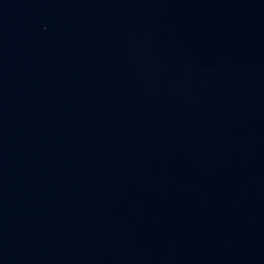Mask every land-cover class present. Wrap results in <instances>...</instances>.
<instances>
[{
	"label": "water",
	"instance_id": "obj_1",
	"mask_svg": "<svg viewBox=\"0 0 264 264\" xmlns=\"http://www.w3.org/2000/svg\"><path fill=\"white\" fill-rule=\"evenodd\" d=\"M0 264H264V0H0Z\"/></svg>",
	"mask_w": 264,
	"mask_h": 264
}]
</instances>
